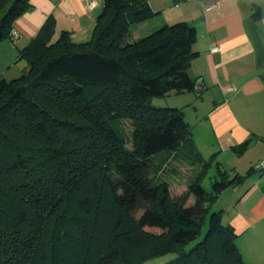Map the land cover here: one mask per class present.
I'll use <instances>...</instances> for the list:
<instances>
[{"label":"trees","instance_id":"16d2710c","mask_svg":"<svg viewBox=\"0 0 264 264\" xmlns=\"http://www.w3.org/2000/svg\"><path fill=\"white\" fill-rule=\"evenodd\" d=\"M102 1L90 40L54 38L50 17L20 50L24 72L0 78V264H145L170 252L179 253L166 264H248L222 212L207 214L256 167L220 171L206 191L214 158L194 151L180 108L151 105L195 91V28L182 21L132 39V27L154 16L148 0ZM31 7L0 0V41ZM160 154L187 175L179 201L154 183Z\"/></svg>","mask_w":264,"mask_h":264},{"label":"crops","instance_id":"0c3cea01","mask_svg":"<svg viewBox=\"0 0 264 264\" xmlns=\"http://www.w3.org/2000/svg\"><path fill=\"white\" fill-rule=\"evenodd\" d=\"M90 1L95 3L93 9ZM148 2L155 21L132 27V39L182 21L196 30L198 55L188 72L194 81L200 80L201 89L168 95H173L172 107L182 108L194 151L204 160L214 158L219 172L246 175L264 162V0ZM31 3V9L13 24L20 35L18 42L0 41V78L10 80L24 72L26 64L16 68L20 50L31 43L48 18L55 21L54 38L68 31L73 41L86 42L103 8L102 0ZM255 13L259 18L254 19ZM213 46H218L217 52H211ZM188 110L194 115L193 125L186 119ZM246 142L248 146L240 150ZM195 156L190 151V158L196 160ZM228 192L229 203L219 210L222 221L237 234L244 261L264 264V170L254 169L242 185L229 187L222 195Z\"/></svg>","mask_w":264,"mask_h":264},{"label":"rangeland","instance_id":"374dc122","mask_svg":"<svg viewBox=\"0 0 264 264\" xmlns=\"http://www.w3.org/2000/svg\"><path fill=\"white\" fill-rule=\"evenodd\" d=\"M150 20L151 22L155 21V19L153 18L148 19V21ZM23 63L26 64L24 60L20 59L16 63L17 64L16 68H20ZM172 98H173V95L165 96V97H155L152 99L151 105L155 107H172L171 106ZM187 112H188V115L186 119L189 121L191 125H193L194 115L191 110H188ZM124 126H125V131L130 133L131 129H130L129 123L126 122ZM189 129L191 128L189 127ZM130 146L131 145L129 144L128 147ZM163 156H164L163 154H160V155H157L156 158H154V170H153L154 183L158 185L165 184V186L167 187L169 196L173 200L179 201V199H181V197L183 198L185 192L187 191V181H186L187 175L184 174L183 169L174 170V169L165 168V162H163V158H162ZM211 164L212 165L210 169L208 170L207 174L202 177L201 182H200L201 186L208 192L212 191V183L216 179L215 177H217L218 175V178H219V171L217 170L215 166V162L213 161ZM222 193L218 195V197H216L210 204L209 211L207 214L208 216L213 212L219 211L222 207H224L225 205L229 203L230 193L228 192V193H225L224 195H222ZM233 201H235V198L232 199V202ZM193 202H194L193 198L189 199L186 205H190ZM206 229H207V222L204 225L200 236L196 238L194 241H192L191 243L187 244L184 247V250L189 251L194 245H196L199 241H201L203 239V236L205 235ZM147 230L154 231L156 235L158 236L160 235L159 229L147 228ZM178 253L179 252H170L159 258L148 261L145 264H166L169 261L175 259Z\"/></svg>","mask_w":264,"mask_h":264},{"label":"built area","instance_id":"2783aa9c","mask_svg":"<svg viewBox=\"0 0 264 264\" xmlns=\"http://www.w3.org/2000/svg\"><path fill=\"white\" fill-rule=\"evenodd\" d=\"M94 7H95V3H94L93 1H90V2H89V8H90V9H93ZM212 7H214V6H212ZM8 39H9L13 44H15V43H17L18 40L20 39V35H19V33H18L16 30H14V29L12 28V29L10 30V32H9ZM218 49H219L218 46H213V47H211V52H217ZM200 89H201V83H200V80H198V81L196 82L195 86H194V90H195V91H200ZM229 91H233V88L230 87V88H229ZM256 169H257V170H264V162H262L261 164L257 165V166H256Z\"/></svg>","mask_w":264,"mask_h":264}]
</instances>
